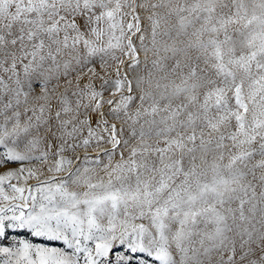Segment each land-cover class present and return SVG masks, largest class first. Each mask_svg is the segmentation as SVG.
<instances>
[{"label":"snow or ice","instance_id":"snow-or-ice-1","mask_svg":"<svg viewBox=\"0 0 264 264\" xmlns=\"http://www.w3.org/2000/svg\"><path fill=\"white\" fill-rule=\"evenodd\" d=\"M34 161L0 264H264V0H0V168Z\"/></svg>","mask_w":264,"mask_h":264},{"label":"rangeland","instance_id":"rangeland-1","mask_svg":"<svg viewBox=\"0 0 264 264\" xmlns=\"http://www.w3.org/2000/svg\"><path fill=\"white\" fill-rule=\"evenodd\" d=\"M37 154H39V153H37ZM97 154H98L97 152L92 151L88 155L90 157H95ZM80 163H81V161H75V165L74 166H79ZM86 166L92 167L93 165L91 163H89ZM19 167L39 168L40 172H38V175H40L41 180H43V179H45V176L41 175V173L46 171L48 165H40L39 162H36V161H34L32 164H24V165H18V164H15V163H9L5 167L0 168V175H3L7 171H16ZM60 175L66 176L67 173L65 172V173H62ZM101 175H103V174L101 173ZM23 176H27V173L25 172L23 174ZM23 176L21 177V179L19 181L13 180L12 183L13 184H17V186H20V187H34V186L39 184V181L36 180L35 178L28 179L27 180V184H25ZM25 195H27V193H25ZM20 237L21 238L30 239V240H32L35 243H44V244H49V246H55V247H61L62 246L59 242L50 243V242H47V241H43L40 238L31 237L27 232L20 233ZM2 246H10L9 245V241H7V240L4 241Z\"/></svg>","mask_w":264,"mask_h":264}]
</instances>
